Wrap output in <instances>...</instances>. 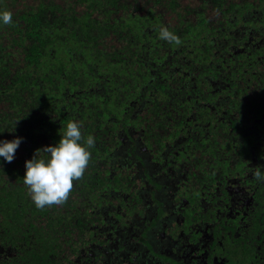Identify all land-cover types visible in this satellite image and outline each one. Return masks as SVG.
<instances>
[{"label":"trees","instance_id":"1","mask_svg":"<svg viewBox=\"0 0 264 264\" xmlns=\"http://www.w3.org/2000/svg\"><path fill=\"white\" fill-rule=\"evenodd\" d=\"M238 7L239 0H0V240L16 247L2 264L80 258L85 215L90 221L102 194L128 189L112 166V144L132 126L145 133L179 125L169 112L190 108L182 97L199 92L197 67L222 62L224 45L215 42ZM248 170L260 180L249 216L254 229L263 221L252 240L262 244L264 264L263 214L256 220L264 154Z\"/></svg>","mask_w":264,"mask_h":264},{"label":"flooded vegetation","instance_id":"2","mask_svg":"<svg viewBox=\"0 0 264 264\" xmlns=\"http://www.w3.org/2000/svg\"><path fill=\"white\" fill-rule=\"evenodd\" d=\"M227 19L222 62L197 67L199 92L181 96L190 108L169 112L179 125L132 126L112 144L128 189L102 194L81 224L80 261L67 264H262L252 239L263 221L254 229L249 216L260 180L248 168L264 154V0H239ZM0 242L2 264L16 247Z\"/></svg>","mask_w":264,"mask_h":264}]
</instances>
